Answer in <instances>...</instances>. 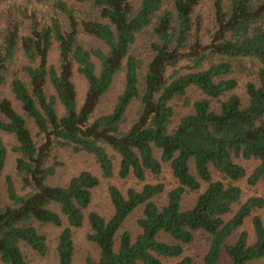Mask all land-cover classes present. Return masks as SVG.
Listing matches in <instances>:
<instances>
[{"label": "trees", "instance_id": "1", "mask_svg": "<svg viewBox=\"0 0 264 264\" xmlns=\"http://www.w3.org/2000/svg\"><path fill=\"white\" fill-rule=\"evenodd\" d=\"M203 1L0 0V179L4 135L17 180L5 176V204L0 195V264H29L22 247L46 255V225L58 230L56 264H75L72 235L83 226L97 255L82 264H195L185 248L197 235L201 264H264V0H209L207 36ZM247 70L244 105L229 76ZM74 73L86 84L80 106ZM118 74L121 90L105 109ZM189 87L205 98L170 127V103ZM60 149L91 157L99 176L81 171L53 185ZM251 160L247 173L239 162ZM113 175L140 188L110 184L104 217L89 207ZM242 181L262 191L243 199ZM187 193L196 198L183 207ZM136 210L131 235L121 228Z\"/></svg>", "mask_w": 264, "mask_h": 264}, {"label": "rangeland", "instance_id": "2", "mask_svg": "<svg viewBox=\"0 0 264 264\" xmlns=\"http://www.w3.org/2000/svg\"><path fill=\"white\" fill-rule=\"evenodd\" d=\"M37 6V5H36ZM196 12H198L202 17V27H203V34L207 36V32L211 31V20H210V2L209 0L203 1L202 4H200ZM207 41V39H205ZM93 46H98L94 42H90ZM144 57V56H143ZM55 48L52 49V52L50 54L51 61H54L55 59ZM253 62L250 60H244L242 62V66L246 67L247 69L252 67ZM256 63L254 62V66ZM247 71H242L241 73H232L229 77L235 78L237 82L236 88L230 93L233 95H236L240 98V101L245 105L246 98L244 94V85L247 81H249L252 78L251 73ZM72 81L75 86L76 91V101L77 105L80 106L81 101L84 96V92L86 90V84L85 81L76 73L72 76ZM122 87V76L121 74H118L113 82V85L111 89L107 92V94L104 96L102 100V105L105 109H109L114 101L115 96L120 92ZM46 92L49 94L51 93V89L46 87ZM205 97L202 95V93L195 87H189L185 94L181 97H177L175 100L171 101V105L173 108V118H172V124H170V127L174 126L177 121L184 115L189 114L192 112V102L194 100L198 99H204ZM223 100V98H221ZM209 103L211 105V109L214 111L218 110L219 103L218 100H209ZM56 109L59 115L63 113L61 106L56 104ZM136 110V107L132 109L134 112ZM28 128L31 130L32 134H34V129L29 124ZM1 138L3 140L4 145L6 146V149L8 151L7 160L5 164V168L3 171V175L0 179V190H1V200L2 203H6V197H5V176H11L13 180L17 182V180L13 176V160L14 156L9 151L10 146L13 144V141L11 137L1 135ZM56 161L58 163L57 169H56V175L54 178H51V183L53 185H63L69 177L81 172V171H88L92 173L95 176H99V171L97 169V166L94 164L91 157L84 155V154H73L70 150L67 149H60L55 152ZM240 165H242L247 173L251 171V168L254 166L255 161H249V162H239ZM215 177V176H214ZM160 178V182H162L166 189L169 190L175 186V181L173 178H171L167 166H162V173ZM217 178V177H215ZM151 181H153L151 179ZM110 184H114L117 187H119L122 190L128 189L130 187L132 188H140V184L133 178L129 179H118L115 175H113L111 178H104L100 180V185L94 189L93 196L91 200V204L89 207L90 211L96 212L102 216H107L110 212V205L108 200V186ZM238 186L242 189L243 192V199H246L249 196H252L253 193L261 192L262 188L261 186L256 187H250L248 186L245 181H242L238 183ZM17 188H19V185H17ZM194 198H196L195 193H187L185 197H183L182 206L188 207L192 204ZM164 202L163 197H160L157 199V203L162 204ZM140 216V210H136L132 214L129 215V217L126 219V221L123 222L121 230L128 231L131 235H135L137 233V228L135 225L136 219ZM249 223L248 221L245 222L243 230L249 231ZM39 231L45 235L48 250L46 252V255L40 256L36 254L35 252H31L25 247L21 248L22 253L24 254L27 262L29 264H56V254H54V241L58 234V230L52 228L49 225L42 226L39 228ZM87 233L86 226H83L80 229L74 230L72 239H73V247H74V261L75 264H82L84 259L87 256H96V250L95 247L88 243L86 241L85 235ZM204 243L200 236H196L193 243L186 246L185 251L187 254L191 255L195 259V264H201V259L204 254ZM166 264H172L170 262Z\"/></svg>", "mask_w": 264, "mask_h": 264}]
</instances>
